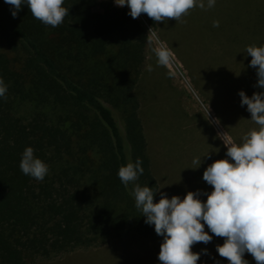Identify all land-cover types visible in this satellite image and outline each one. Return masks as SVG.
<instances>
[{"label":"trees","instance_id":"obj_1","mask_svg":"<svg viewBox=\"0 0 264 264\" xmlns=\"http://www.w3.org/2000/svg\"><path fill=\"white\" fill-rule=\"evenodd\" d=\"M62 6L68 14L52 27L24 4L13 18L0 0V78L7 85L0 97V264H35L113 240L161 239L132 195L135 184L159 191L154 202L166 193L146 154L135 93L145 31L109 0ZM26 147L48 165L43 181L21 172ZM137 158L143 174L125 187L118 170ZM244 259L256 264L250 253Z\"/></svg>","mask_w":264,"mask_h":264},{"label":"rangeland","instance_id":"obj_2","mask_svg":"<svg viewBox=\"0 0 264 264\" xmlns=\"http://www.w3.org/2000/svg\"><path fill=\"white\" fill-rule=\"evenodd\" d=\"M109 1L113 7L129 12L127 6ZM199 2L179 21L166 19L157 22L156 28L148 25L143 13L135 19L147 38L144 67L135 93L146 154L161 191L183 199L187 192L200 190L199 198L206 201L204 193L211 192L212 187L203 180V172L215 160L226 158L227 148L221 139L242 144L248 132L259 129L247 106H241L238 92L243 90L251 97L253 92L264 91L254 87L256 70L249 66L252 58L246 51L252 45L264 46V0H215L211 8L203 0V9ZM215 21L218 27L213 26ZM161 44L172 52L168 66L158 65L153 52ZM0 51H5L1 44ZM113 112L125 136L124 121L117 110ZM217 119L219 124L215 123ZM195 158L202 160L198 169H193L197 167L192 163ZM205 226V231L213 235ZM162 242L163 237L149 255L142 252L150 247L140 245L135 247L140 254L117 252L115 261L96 253L64 262L75 252L95 247L52 260L39 259L35 264H161L158 254ZM201 244L192 246L194 253L201 254L197 264H229L216 251L214 235L211 242Z\"/></svg>","mask_w":264,"mask_h":264},{"label":"clouds","instance_id":"obj_3","mask_svg":"<svg viewBox=\"0 0 264 264\" xmlns=\"http://www.w3.org/2000/svg\"><path fill=\"white\" fill-rule=\"evenodd\" d=\"M10 6L13 18L26 5L33 17L45 25H60L68 10L62 5L64 0H4ZM119 7L127 6L128 15L133 19L142 13L154 22L164 20L179 21L190 9L197 6V0H114ZM215 5V0H207V7ZM198 6L205 8L203 0ZM214 27L219 26L215 21ZM250 67L256 70L257 81L254 87L264 89V46H249ZM158 65L168 66L172 52L164 45L153 49ZM152 71L151 66L148 68ZM172 75V73H169ZM7 85L0 78V97L5 96ZM241 106H247L251 120L259 126L243 137L237 144L221 139L227 148L226 158L217 159L203 172V180L212 187L205 192L207 199L202 201L200 190L189 191L181 199L179 196L168 198L160 192V199L154 202L159 192L151 187L135 184L132 195L137 209L142 211L145 223L154 225L155 233L163 237L158 260L161 264H197L200 253H194L192 246L198 242L208 244L213 235L224 238L222 245H216L220 257L229 264H248L244 254L250 253L256 264H264V91L253 92L251 97L245 91L238 92ZM210 109L208 106V113ZM215 123L219 124L217 119ZM223 133H218L222 136ZM198 169L202 160L193 159ZM142 161L137 158L120 166L118 177L128 186L143 174ZM19 168L24 175L43 181L48 174V165L34 155L32 147L22 153ZM203 221V223H202ZM205 224L213 235L205 231ZM207 254V250H202Z\"/></svg>","mask_w":264,"mask_h":264},{"label":"crops","instance_id":"obj_4","mask_svg":"<svg viewBox=\"0 0 264 264\" xmlns=\"http://www.w3.org/2000/svg\"><path fill=\"white\" fill-rule=\"evenodd\" d=\"M141 246V247H146V246H149L150 249L148 250H144V253L145 255H149V252L150 250L155 252L154 250V247H157L158 244H155L153 243L152 241L148 242V241H143V240H140V239H132V238H128V239H125L123 241H117V240H113L111 242H109L108 244H105V245H102V247H98L96 249H90V250H87L85 252H75L73 254H71L69 256V258L67 257L66 260L64 262H69V261H72L73 259L75 258H86V257H91L93 256L94 254L96 253H99V255H103V256H110L112 257V261H115L116 257L115 254L117 252H120V251H132L134 252L135 254H140L139 252H136L135 251V247L137 246ZM153 245V246H152ZM158 252V251H156Z\"/></svg>","mask_w":264,"mask_h":264}]
</instances>
